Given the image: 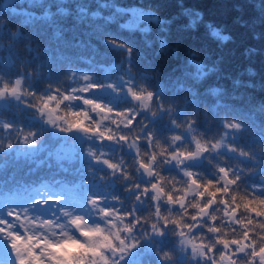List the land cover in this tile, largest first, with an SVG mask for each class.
I'll list each match as a JSON object with an SVG mask.
<instances>
[{
  "label": "snow or ice",
  "instance_id": "snow-or-ice-1",
  "mask_svg": "<svg viewBox=\"0 0 264 264\" xmlns=\"http://www.w3.org/2000/svg\"><path fill=\"white\" fill-rule=\"evenodd\" d=\"M43 3L30 0L29 8ZM12 15L23 17V25H43L65 43L69 34L105 31L121 17L130 19L119 23L120 30L145 34L150 29L143 22L162 23L152 13L107 0H52L42 14L17 8L14 0ZM210 33L221 44L230 40L217 28L210 27ZM8 38L10 49L21 41L31 44L19 31L9 32ZM105 43L125 54L122 63L129 67L119 82L90 75L77 82L72 72L68 84L49 82L44 90L39 85L50 78L42 75L35 49H26L31 59L16 56L15 62L10 51L7 64L0 62V155L23 145L47 151L58 161L75 160L79 148L81 164L88 160L80 183L87 185L93 173L101 181L122 180L131 207L97 186L81 195L80 184L67 191L44 184L22 200L0 199V264H264V151L258 156L237 142L249 131L244 118L222 117L219 138L209 139L190 110L199 109L195 98L185 99L178 120L175 95L166 101L163 90L152 89L146 80L138 82L132 74L134 49L123 41ZM159 44L163 49L166 41ZM188 63L195 70L185 76L193 83L216 70L194 59ZM241 84L234 81L236 87ZM178 87L194 97L193 87ZM211 91L219 95L223 90ZM12 109L23 112L32 127L3 118ZM158 120L187 135L165 133L162 141ZM45 133L57 143L38 144ZM260 143L264 149V136ZM126 149L135 152V174L124 163ZM92 165H103L108 173L101 175ZM257 173L259 183L250 182L248 177ZM169 236L175 237L171 248L165 246Z\"/></svg>",
  "mask_w": 264,
  "mask_h": 264
},
{
  "label": "trees",
  "instance_id": "trees-1",
  "mask_svg": "<svg viewBox=\"0 0 264 264\" xmlns=\"http://www.w3.org/2000/svg\"><path fill=\"white\" fill-rule=\"evenodd\" d=\"M30 0H15V7L27 8L30 12L42 14L44 6L52 0H44L39 7L29 8ZM122 8H138L154 14L162 22H143L142 26L150 31L145 34L140 31L120 30L119 23L126 22L130 17L118 18L105 31L93 30L90 33L77 31L75 37L69 34L67 43L58 41L51 31L43 29V25L34 27L23 25V17L12 15L14 0H0V62L7 64L10 51L15 62L16 56L21 60L31 59L27 47L35 49V55L41 57L43 63L42 75L50 81L40 83L41 90L53 85L63 87L69 83L70 73H77V82L83 75L94 79L119 82L121 75H127L129 67L123 64L124 53L111 48L105 41L109 39L123 41L134 49L131 71L138 82L146 80L152 89L163 90L165 100L175 95L172 105L176 109V118H181L185 108V99L195 98L199 109L191 107L192 115L199 121V130L209 134V139H218L221 134V118L233 115L243 117L249 126V131L242 134L239 141L246 149H252L260 156L262 154L260 137L264 136V0H107ZM93 9L96 4L93 2ZM108 10H105L107 14ZM194 27H190L193 20ZM210 27L221 30L230 37L227 43L221 44L210 33ZM19 31L22 37L29 38L31 44L21 41L11 45L9 32ZM79 40L82 43L77 44ZM151 41L147 46L145 41ZM165 40L162 49L159 41ZM89 41L91 43H89ZM51 60H48V56ZM194 59L215 71L210 72L201 81L193 83L185 74L195 69L189 65ZM36 64H33V68ZM16 68L23 71L19 63ZM33 68L28 71L32 72ZM41 75L39 73H34ZM242 82L240 87L234 81ZM195 89L194 97L180 90L178 85ZM251 85V86H248ZM223 91L214 95L212 89ZM15 103V101H12ZM155 110V109H153ZM144 115H147L145 113ZM3 118L22 124L25 129L32 127L23 112L15 109L6 110ZM35 130V128H33ZM138 131V127H137ZM156 132L161 140L165 133L180 132L183 129L171 128L165 120L156 122ZM187 135L186 133H183ZM170 139V136L168 137ZM40 143L55 144L45 133ZM70 145L73 141L68 142ZM86 147V146H85ZM143 147V145H142ZM17 151L35 152L36 155L17 158ZM79 148L75 160L58 161L55 156L49 157L47 151L26 149L23 145L9 155H0V199L22 200L33 194V190L44 184L54 186L56 191L73 189L80 184L78 191L93 192V186L105 189L109 194L115 193L125 200V206L131 207L127 193L123 190L122 180L105 179L101 181L93 173L87 185L81 184L84 170L88 166L85 158L83 165L79 159ZM122 155L128 171L135 174L136 163L134 150H125ZM43 161V163H41ZM113 162H118L115 158ZM51 165V167H49ZM246 166H248L246 164ZM101 175L108 170L103 165H92ZM250 167V166H249ZM66 169V170H65ZM81 169V171H77ZM253 172L255 170L253 169ZM86 178V177H85ZM252 183H259L258 173L249 176ZM59 181L58 184L55 182ZM98 194V193H93ZM147 214V210L145 212ZM166 247H173L175 237H166Z\"/></svg>",
  "mask_w": 264,
  "mask_h": 264
},
{
  "label": "rangeland",
  "instance_id": "rangeland-1",
  "mask_svg": "<svg viewBox=\"0 0 264 264\" xmlns=\"http://www.w3.org/2000/svg\"><path fill=\"white\" fill-rule=\"evenodd\" d=\"M138 165H136V167H137ZM137 169V168H136Z\"/></svg>",
  "mask_w": 264,
  "mask_h": 264
},
{
  "label": "water",
  "instance_id": "water-1",
  "mask_svg": "<svg viewBox=\"0 0 264 264\" xmlns=\"http://www.w3.org/2000/svg\"><path fill=\"white\" fill-rule=\"evenodd\" d=\"M137 168H138V166H137Z\"/></svg>",
  "mask_w": 264,
  "mask_h": 264
}]
</instances>
